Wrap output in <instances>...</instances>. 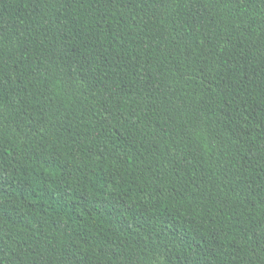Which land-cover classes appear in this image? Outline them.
<instances>
[{"label": "trees", "instance_id": "16d2710c", "mask_svg": "<svg viewBox=\"0 0 264 264\" xmlns=\"http://www.w3.org/2000/svg\"><path fill=\"white\" fill-rule=\"evenodd\" d=\"M0 264H264V0H0Z\"/></svg>", "mask_w": 264, "mask_h": 264}]
</instances>
